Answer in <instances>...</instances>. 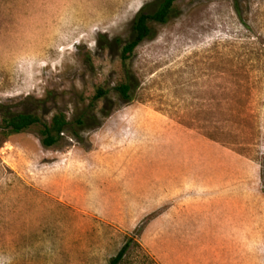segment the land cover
Here are the masks:
<instances>
[{
    "label": "rangeland",
    "instance_id": "374dc122",
    "mask_svg": "<svg viewBox=\"0 0 264 264\" xmlns=\"http://www.w3.org/2000/svg\"><path fill=\"white\" fill-rule=\"evenodd\" d=\"M145 5L0 0L6 111L74 119L99 87L113 106L53 147L35 130L0 146V264H110L129 236L158 264H264V0H178L136 49L124 103L121 50Z\"/></svg>",
    "mask_w": 264,
    "mask_h": 264
},
{
    "label": "trees",
    "instance_id": "16d2710c",
    "mask_svg": "<svg viewBox=\"0 0 264 264\" xmlns=\"http://www.w3.org/2000/svg\"><path fill=\"white\" fill-rule=\"evenodd\" d=\"M178 0H155L157 8L154 12L147 11V5L143 6L132 22V35L126 41L121 50L122 61V80L115 87L119 100L124 103L132 102L135 99V93L140 88V79L134 72L130 61L132 60L136 49L146 40L153 39L156 34L151 27L152 22L167 23L175 11L176 2ZM237 11H238V7ZM114 41L120 42L117 38ZM108 90L99 87L92 103L85 105L74 119H69L64 112L55 113L50 120L43 119L36 113H13L4 109L0 104V146L10 137L16 134L35 130L41 138V142L46 147H53L63 139L65 134H70L76 138L79 137L80 131L89 130L101 125L102 119L108 117L113 110L112 103L108 97ZM105 100L104 104L97 108L96 104ZM236 104V105H235ZM243 104L242 100H229L226 104L230 105L232 118L244 120L242 112L233 111V107ZM100 110V115L98 113ZM244 121L248 122V119ZM188 125V124H187ZM188 126L193 127L191 123ZM222 140L234 146L243 147V151L248 143L241 142V137L235 131L229 129L228 126H220ZM204 134L212 139H219L215 133L204 132ZM237 134V135H236ZM264 181V172H263ZM110 264H158L156 260L144 249L139 239L135 236H129L122 248L111 259Z\"/></svg>",
    "mask_w": 264,
    "mask_h": 264
}]
</instances>
